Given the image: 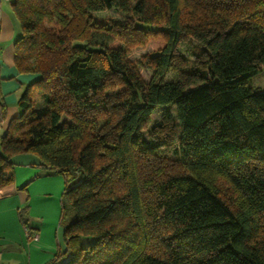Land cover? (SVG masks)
<instances>
[{
	"label": "trees",
	"instance_id": "trees-1",
	"mask_svg": "<svg viewBox=\"0 0 264 264\" xmlns=\"http://www.w3.org/2000/svg\"><path fill=\"white\" fill-rule=\"evenodd\" d=\"M12 9L14 64L34 78L0 136V189L17 154L63 176L65 249L45 264H264V91L248 84L264 66V0ZM147 43L148 81L128 58ZM166 105L175 116L150 126Z\"/></svg>",
	"mask_w": 264,
	"mask_h": 264
},
{
	"label": "crops",
	"instance_id": "crops-1",
	"mask_svg": "<svg viewBox=\"0 0 264 264\" xmlns=\"http://www.w3.org/2000/svg\"><path fill=\"white\" fill-rule=\"evenodd\" d=\"M12 1L0 0V136L19 114V95L34 78L14 64V41L21 32ZM11 162L13 181L0 189V264H45L65 249L60 225L64 178L29 153L14 155ZM24 206L25 225L18 216ZM25 226L37 232V240L26 237Z\"/></svg>",
	"mask_w": 264,
	"mask_h": 264
},
{
	"label": "rangeland",
	"instance_id": "rangeland-1",
	"mask_svg": "<svg viewBox=\"0 0 264 264\" xmlns=\"http://www.w3.org/2000/svg\"><path fill=\"white\" fill-rule=\"evenodd\" d=\"M101 14L110 16L113 20L119 23H123L124 21V15L116 10H106L102 12ZM192 44H184L180 47V53L184 58L187 59L189 65H192L193 61V55H192ZM153 49V46L149 43H147L144 46H137L132 48L128 52V58L137 64L138 70L146 81L150 79L151 76V69L148 67L146 61L144 60V56L148 53H150ZM172 78V74L168 75L167 79ZM248 84L252 86L253 88H258L261 91H264V66H261L259 71L255 74L251 75L248 78ZM169 113L173 116H175V109L172 105H166V106H157L151 115L150 120V126L158 123L161 120V117ZM140 135L143 139H148L150 136L149 130H143L140 132Z\"/></svg>",
	"mask_w": 264,
	"mask_h": 264
},
{
	"label": "built area",
	"instance_id": "built-area-1",
	"mask_svg": "<svg viewBox=\"0 0 264 264\" xmlns=\"http://www.w3.org/2000/svg\"><path fill=\"white\" fill-rule=\"evenodd\" d=\"M24 230H25V235L29 240H37L38 239V234L36 231L29 229L27 226H25Z\"/></svg>",
	"mask_w": 264,
	"mask_h": 264
}]
</instances>
